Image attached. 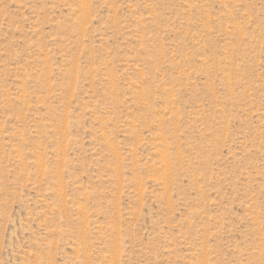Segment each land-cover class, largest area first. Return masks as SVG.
I'll list each match as a JSON object with an SVG mask.
<instances>
[{"label":"rangeland","instance_id":"1","mask_svg":"<svg viewBox=\"0 0 264 264\" xmlns=\"http://www.w3.org/2000/svg\"><path fill=\"white\" fill-rule=\"evenodd\" d=\"M0 264H264V0H0Z\"/></svg>","mask_w":264,"mask_h":264}]
</instances>
